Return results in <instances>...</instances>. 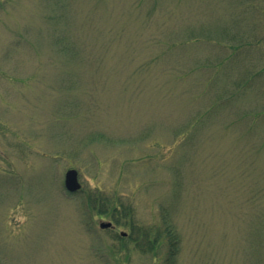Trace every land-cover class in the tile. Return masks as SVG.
Returning a JSON list of instances; mask_svg holds the SVG:
<instances>
[{
  "label": "rangeland",
  "instance_id": "obj_1",
  "mask_svg": "<svg viewBox=\"0 0 264 264\" xmlns=\"http://www.w3.org/2000/svg\"><path fill=\"white\" fill-rule=\"evenodd\" d=\"M0 264H264V0H0Z\"/></svg>",
  "mask_w": 264,
  "mask_h": 264
},
{
  "label": "water",
  "instance_id": "obj_2",
  "mask_svg": "<svg viewBox=\"0 0 264 264\" xmlns=\"http://www.w3.org/2000/svg\"><path fill=\"white\" fill-rule=\"evenodd\" d=\"M65 186L70 192H77L81 189V183L79 182V173L76 169H70L67 171L65 176ZM112 226V223H103L101 224L102 228H109Z\"/></svg>",
  "mask_w": 264,
  "mask_h": 264
},
{
  "label": "trees",
  "instance_id": "obj_3",
  "mask_svg": "<svg viewBox=\"0 0 264 264\" xmlns=\"http://www.w3.org/2000/svg\"><path fill=\"white\" fill-rule=\"evenodd\" d=\"M99 204V203H98ZM114 213H116V210L115 211H113ZM114 215H116V214H114ZM115 218V217H114ZM118 222V221H117ZM176 238L177 237H175V235H174V233L172 232V234L170 235V239L172 240V241H174V242H176L177 240H176ZM171 249H172V252H171V256H175V254H176V247H174L173 245L171 246ZM175 249V250H174Z\"/></svg>",
  "mask_w": 264,
  "mask_h": 264
}]
</instances>
